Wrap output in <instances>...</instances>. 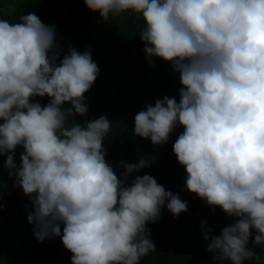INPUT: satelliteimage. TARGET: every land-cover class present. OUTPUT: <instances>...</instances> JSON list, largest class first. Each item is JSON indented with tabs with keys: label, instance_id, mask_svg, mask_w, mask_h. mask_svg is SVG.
Instances as JSON below:
<instances>
[{
	"label": "clouds",
	"instance_id": "clouds-1",
	"mask_svg": "<svg viewBox=\"0 0 264 264\" xmlns=\"http://www.w3.org/2000/svg\"><path fill=\"white\" fill-rule=\"evenodd\" d=\"M104 21L132 12L145 27L148 57L180 73V99L165 96L134 118V134L154 145L184 131L173 152L184 166L186 188L236 222L211 236L217 260L256 258L247 245H264V0H84ZM20 23L0 19V155L29 196L38 241L60 236L72 264H139L155 248L146 224L165 206L179 216L187 203L150 175L123 186L105 160V117L65 127L62 105L85 115L84 94L99 69L90 52L69 49L57 66L54 26L34 13ZM47 95L41 107L30 103ZM23 146L21 165L15 149ZM154 159V157H153ZM149 163L125 164L127 174ZM34 194V196H33ZM63 224V233L61 227ZM204 239L209 240L210 230Z\"/></svg>",
	"mask_w": 264,
	"mask_h": 264
},
{
	"label": "trees",
	"instance_id": "trees-1",
	"mask_svg": "<svg viewBox=\"0 0 264 264\" xmlns=\"http://www.w3.org/2000/svg\"><path fill=\"white\" fill-rule=\"evenodd\" d=\"M29 13L37 15L45 25L54 26L56 47L49 55H58L57 66L69 49H75L90 52L99 69L97 79L84 94L85 115L72 114L70 103L62 105L65 127L86 126L105 116L111 122L103 141L105 160L123 186L129 187L137 176L147 174L187 203V211L174 217L166 202L159 219L146 224L148 238L155 248L143 255L139 264H231L227 259H215L217 253L209 251L208 244L211 236H220L222 229L232 226L237 218L187 190L186 170L173 152L183 127L177 124L168 142L160 145L134 134L136 114L148 105L155 106L165 96L179 102L182 87L180 73L172 63L145 53L140 39V31L145 27L142 17L126 12L110 14L104 21L99 12L86 7L84 0H0V19L20 23V17ZM50 102L47 95L30 99V103H39L41 107ZM3 122L0 120V124ZM24 151L23 146L15 149L17 169ZM6 159L7 155H0V264H72V253L64 247L60 236L36 239L35 224L27 220L34 205L16 177L9 174ZM141 159L150 166L127 174L124 165L136 164ZM202 224L210 230L209 240L204 239ZM60 227L62 235L64 225ZM255 235L252 230L247 247L256 253V258L243 264H264V245L255 244Z\"/></svg>",
	"mask_w": 264,
	"mask_h": 264
}]
</instances>
